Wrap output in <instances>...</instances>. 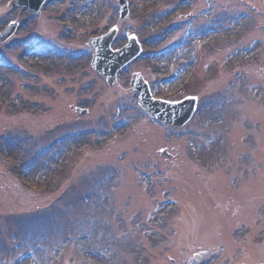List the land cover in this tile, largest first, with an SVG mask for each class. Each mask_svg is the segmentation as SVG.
<instances>
[{"label":"rangeland","instance_id":"1","mask_svg":"<svg viewBox=\"0 0 264 264\" xmlns=\"http://www.w3.org/2000/svg\"><path fill=\"white\" fill-rule=\"evenodd\" d=\"M12 1L0 0V32L13 17L22 18V22L29 20L23 11L13 10ZM89 1H54L55 4L47 7L40 17H31V22L0 46L1 55L7 58L4 60L16 63V56L22 59L24 48L19 45L8 48L17 40H29L36 47L43 46L44 42H51L56 47L61 43L63 52L87 50L84 39L89 32L94 34L100 28V33L104 34L111 25L119 22L118 35L123 37V33L129 31L140 37L139 41L145 45L144 53L148 54L130 69L147 72L160 99L177 102L186 97L197 98L201 115L190 126L191 136L177 138L172 127L163 129L148 125L147 116L133 113L131 108L136 105L126 84L128 72L120 77L117 86L110 88L102 77L92 72L91 67L79 75H72L78 64H83L82 60H74L67 67L69 63L64 62L67 59L60 62L59 58L56 64H50L46 58L41 59L42 65L49 66L47 71L71 72L68 82H65L66 88H62L61 74L37 82L31 76L0 67V136L9 137L0 140V153L13 160L9 161L11 165L4 158L0 160V264H61L62 256L66 258L62 264H140L136 247L146 252L145 264L150 263L155 254L153 264H171L170 258L181 264L197 253L209 252L212 257L220 254L223 246H227L221 233L229 230V219L215 215L214 207L222 197L212 193L209 182L224 181L222 170L227 177L226 186L220 191L227 195L226 189L234 186L236 181L231 180L233 175L238 173L241 179L242 173L248 169L247 160L243 163L244 159L238 160L237 157H245L246 149H252L254 134L259 141L255 162L261 167L262 174L261 178L259 175L253 177V185L244 186V192L249 195L248 202L254 201L255 186L264 188V0H129L130 14L125 20L118 14V0H94L92 5ZM189 4L196 6L192 15L188 12ZM251 5L261 13L255 12L251 21L242 19L244 12L251 13ZM96 7L101 9L96 10ZM90 9L92 13H89ZM181 10L183 17L177 20V12ZM6 12V18H1ZM169 16L173 20L164 23ZM101 17V23L96 24L97 18L100 20ZM206 27L211 30L207 31L209 35L202 34L199 39L198 33ZM191 31L197 34L193 36ZM95 35H99L98 31ZM74 38L79 41L73 43ZM193 39L199 40V55L206 57L198 75L189 83H183L192 64L189 44ZM123 44L122 39L114 47ZM31 56L27 57L28 61L24 60L25 71L44 70L31 61ZM238 62L241 66L236 68L235 63ZM34 94L35 97L32 96ZM89 107L92 109L88 115H78V110H88ZM256 107L258 109L253 113ZM20 113H31L34 118L20 121L17 118ZM255 115L256 121L252 122ZM99 117H102L100 130L94 138L101 144L106 143L110 134L122 136L126 132L125 126L119 123L123 126L121 129L101 135L108 125L136 119L141 126L125 143L118 142L111 149L93 155L94 161L92 154H86L83 156L86 158L76 159L62 173L65 154L89 140L76 135L88 129L89 123L97 122ZM71 134H76V137L63 139L50 154L44 153L46 147ZM223 136L226 137L224 144L229 147L226 152L224 147H218ZM141 143L145 151L140 158L144 157V160L146 155L150 156L147 163L151 170L154 166L156 171L166 167L170 172L163 177L176 180L171 186H177L181 206L172 220L177 231L169 246L161 234L168 241L172 228L167 231L158 226L164 212L155 211L154 206L148 207L149 204L144 203L145 200L153 201L149 184L132 173L130 168V164L139 162V159L130 161V157H125L122 160L119 155L123 149L135 151L134 146ZM185 143L192 147L175 154L176 147L183 148ZM124 144L128 148H124ZM193 148H196L195 153ZM218 160L224 162V166L211 169ZM22 170L25 173L20 176ZM18 175L21 181L15 179L14 176ZM153 175L160 180L156 173ZM135 179L139 188L130 192V184H135ZM161 183L168 190L169 186ZM83 195L89 196L87 202L83 201ZM157 196L165 198L163 192ZM118 212L125 220L115 219ZM50 214L66 216L68 228L54 238L52 246L49 243V248L45 247L46 255L35 253L41 242L35 234L27 238L29 229H24L33 223L40 224ZM165 216L168 221V215ZM257 221H264V212ZM244 226L240 224L239 229ZM10 232L19 236L11 240ZM4 240L10 246L23 240L25 247L10 259V253H2ZM166 246L167 253L160 251V247ZM27 252L32 255L25 262L20 261ZM53 252L58 254V259Z\"/></svg>","mask_w":264,"mask_h":264},{"label":"bare ground","instance_id":"2","mask_svg":"<svg viewBox=\"0 0 264 264\" xmlns=\"http://www.w3.org/2000/svg\"><path fill=\"white\" fill-rule=\"evenodd\" d=\"M89 13H92V9H90ZM204 36H208L209 34L207 33V31H209V29H204Z\"/></svg>","mask_w":264,"mask_h":264},{"label":"water","instance_id":"3","mask_svg":"<svg viewBox=\"0 0 264 264\" xmlns=\"http://www.w3.org/2000/svg\"><path fill=\"white\" fill-rule=\"evenodd\" d=\"M134 54H135V52H134ZM121 62H122V61H121ZM121 62H120V63H121Z\"/></svg>","mask_w":264,"mask_h":264}]
</instances>
